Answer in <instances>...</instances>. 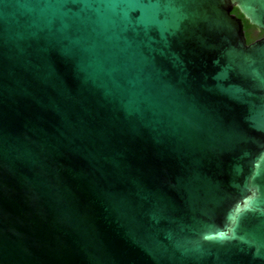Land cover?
Returning <instances> with one entry per match:
<instances>
[{"label":"water","instance_id":"water-1","mask_svg":"<svg viewBox=\"0 0 264 264\" xmlns=\"http://www.w3.org/2000/svg\"><path fill=\"white\" fill-rule=\"evenodd\" d=\"M264 0H0V264H264Z\"/></svg>","mask_w":264,"mask_h":264},{"label":"trees","instance_id":"trees-1","mask_svg":"<svg viewBox=\"0 0 264 264\" xmlns=\"http://www.w3.org/2000/svg\"><path fill=\"white\" fill-rule=\"evenodd\" d=\"M232 14L235 15L237 18L242 20V24H243V29H244V33H245V37H246V42L247 44H251V40L249 39V33L248 31L251 29H255L252 26H250L247 22V20H245L240 13L238 12V10L236 8L233 9ZM262 34H264V32L260 31Z\"/></svg>","mask_w":264,"mask_h":264},{"label":"flooded vegetation","instance_id":"flooded-vegetation-1","mask_svg":"<svg viewBox=\"0 0 264 264\" xmlns=\"http://www.w3.org/2000/svg\"><path fill=\"white\" fill-rule=\"evenodd\" d=\"M249 33V39L252 41L251 43L260 40V39H264V34H262L259 30L257 29H251L248 31Z\"/></svg>","mask_w":264,"mask_h":264}]
</instances>
